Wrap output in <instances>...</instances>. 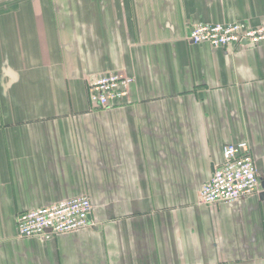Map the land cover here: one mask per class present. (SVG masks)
<instances>
[{
	"label": "crops",
	"instance_id": "crops-1",
	"mask_svg": "<svg viewBox=\"0 0 264 264\" xmlns=\"http://www.w3.org/2000/svg\"><path fill=\"white\" fill-rule=\"evenodd\" d=\"M232 22L264 27V0H0V264H264V45L185 38ZM106 72L134 82L103 110ZM243 140L261 192L200 205ZM78 196L89 228L18 238L19 213Z\"/></svg>",
	"mask_w": 264,
	"mask_h": 264
},
{
	"label": "built area",
	"instance_id": "built-area-1",
	"mask_svg": "<svg viewBox=\"0 0 264 264\" xmlns=\"http://www.w3.org/2000/svg\"><path fill=\"white\" fill-rule=\"evenodd\" d=\"M186 40L207 44L215 49L264 45V27L246 23L200 24L189 27ZM133 78L118 72H106L88 85V99L93 107L107 110L127 96ZM261 192L260 175L247 141L227 143L221 149V162L211 178L200 188V205L234 204ZM92 205L87 196H78L19 213L15 220L18 238L50 240L55 236L91 226Z\"/></svg>",
	"mask_w": 264,
	"mask_h": 264
},
{
	"label": "rangeland",
	"instance_id": "rangeland-1",
	"mask_svg": "<svg viewBox=\"0 0 264 264\" xmlns=\"http://www.w3.org/2000/svg\"><path fill=\"white\" fill-rule=\"evenodd\" d=\"M124 75H126V74H124ZM131 77H132V76H131ZM133 82H134V80H133ZM133 82H132V83H133ZM132 83H131V84H132ZM131 84L128 86V89H129V87L131 86ZM87 97H88V92H87ZM88 100H89V99H88Z\"/></svg>",
	"mask_w": 264,
	"mask_h": 264
},
{
	"label": "water",
	"instance_id": "water-1",
	"mask_svg": "<svg viewBox=\"0 0 264 264\" xmlns=\"http://www.w3.org/2000/svg\"><path fill=\"white\" fill-rule=\"evenodd\" d=\"M262 188L264 189V185H262ZM262 196H263V194H262Z\"/></svg>",
	"mask_w": 264,
	"mask_h": 264
}]
</instances>
